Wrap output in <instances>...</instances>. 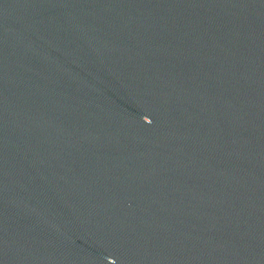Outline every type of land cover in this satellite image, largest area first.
<instances>
[{
	"label": "water",
	"instance_id": "water-1",
	"mask_svg": "<svg viewBox=\"0 0 264 264\" xmlns=\"http://www.w3.org/2000/svg\"><path fill=\"white\" fill-rule=\"evenodd\" d=\"M0 264H264V0H0Z\"/></svg>",
	"mask_w": 264,
	"mask_h": 264
}]
</instances>
